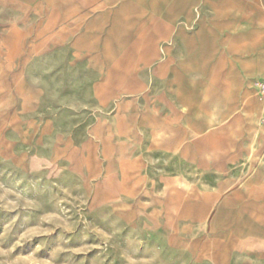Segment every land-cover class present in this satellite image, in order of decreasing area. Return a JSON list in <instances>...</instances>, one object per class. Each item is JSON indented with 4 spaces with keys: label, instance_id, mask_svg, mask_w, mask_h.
Segmentation results:
<instances>
[{
    "label": "rangeland",
    "instance_id": "374dc122",
    "mask_svg": "<svg viewBox=\"0 0 264 264\" xmlns=\"http://www.w3.org/2000/svg\"><path fill=\"white\" fill-rule=\"evenodd\" d=\"M234 2L0 0V264H211L212 235L256 233L218 214L264 184Z\"/></svg>",
    "mask_w": 264,
    "mask_h": 264
},
{
    "label": "crops",
    "instance_id": "0c3cea01",
    "mask_svg": "<svg viewBox=\"0 0 264 264\" xmlns=\"http://www.w3.org/2000/svg\"><path fill=\"white\" fill-rule=\"evenodd\" d=\"M234 3L237 17L251 18L256 24L254 30L261 33L263 37V43H260V49L257 51L258 56H256L253 61V66L259 70L264 62V0H247V2L244 0H235ZM256 104L261 105V102L256 100ZM227 213L233 215L232 218L228 219V224L230 226H234L235 223L244 226L250 225L252 229L256 231V235L244 232L239 234L236 231L232 232V229H230L227 236L224 237H219L216 234L212 235L211 246H213L205 252L206 257L204 259L211 264H214L215 261L219 264L221 248L225 247L228 249L227 260L230 262L234 254V249L232 248L239 245L247 247L253 239L255 240L254 247L257 251V255H254L256 259H253L252 262L254 264H264V184H255L252 182L246 199L240 203L239 207L226 205L221 207L218 214L223 216ZM218 219L220 221L219 217ZM213 220H217V217H214L212 221ZM214 225L217 226V222H214Z\"/></svg>",
    "mask_w": 264,
    "mask_h": 264
},
{
    "label": "built area",
    "instance_id": "2783aa9c",
    "mask_svg": "<svg viewBox=\"0 0 264 264\" xmlns=\"http://www.w3.org/2000/svg\"><path fill=\"white\" fill-rule=\"evenodd\" d=\"M257 89L259 96L264 100V80L257 83Z\"/></svg>",
    "mask_w": 264,
    "mask_h": 264
}]
</instances>
